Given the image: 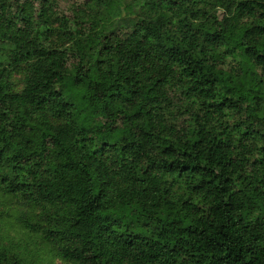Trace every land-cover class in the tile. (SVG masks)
<instances>
[{"label":"trees","instance_id":"obj_1","mask_svg":"<svg viewBox=\"0 0 264 264\" xmlns=\"http://www.w3.org/2000/svg\"><path fill=\"white\" fill-rule=\"evenodd\" d=\"M61 2L0 0V202L65 264H264V0Z\"/></svg>","mask_w":264,"mask_h":264},{"label":"rangeland","instance_id":"obj_2","mask_svg":"<svg viewBox=\"0 0 264 264\" xmlns=\"http://www.w3.org/2000/svg\"><path fill=\"white\" fill-rule=\"evenodd\" d=\"M84 1L62 0L60 8L71 16L73 4L80 5ZM18 215L19 208L14 203L0 202V244L13 250L23 251L31 264H65L53 256L37 235L28 233L21 227L16 219ZM125 222L137 225V219L133 217L125 218Z\"/></svg>","mask_w":264,"mask_h":264}]
</instances>
